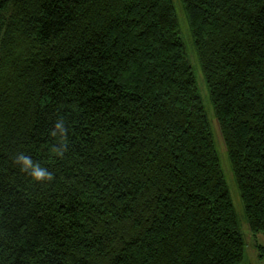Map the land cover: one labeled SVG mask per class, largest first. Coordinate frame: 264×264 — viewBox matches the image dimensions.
Segmentation results:
<instances>
[{
	"label": "trees",
	"instance_id": "obj_1",
	"mask_svg": "<svg viewBox=\"0 0 264 264\" xmlns=\"http://www.w3.org/2000/svg\"><path fill=\"white\" fill-rule=\"evenodd\" d=\"M181 4L249 231L264 234V0ZM20 154L53 178L33 180ZM245 251L174 1L0 0V264Z\"/></svg>",
	"mask_w": 264,
	"mask_h": 264
},
{
	"label": "rangeland",
	"instance_id": "obj_2",
	"mask_svg": "<svg viewBox=\"0 0 264 264\" xmlns=\"http://www.w3.org/2000/svg\"><path fill=\"white\" fill-rule=\"evenodd\" d=\"M173 1L180 24L181 35L187 46L189 55L192 60V64L194 66L195 76L204 98L205 110L214 136L216 148L220 156L221 164L225 173L227 184L230 190V195L236 210V214L239 221V227L246 241L245 258L243 262L240 264H264V259L260 257V254H263L264 256V234L263 233L252 234L249 231L248 224L244 215V210L241 203L239 191L227 157V152L223 141V137L221 136L218 123L213 112L212 105L208 99L207 90L205 88L203 79L201 77L200 69L198 66V58L195 52V48L193 46V41L191 39L185 12L183 10L181 0H173ZM260 247L262 249H260Z\"/></svg>",
	"mask_w": 264,
	"mask_h": 264
},
{
	"label": "clouds",
	"instance_id": "obj_3",
	"mask_svg": "<svg viewBox=\"0 0 264 264\" xmlns=\"http://www.w3.org/2000/svg\"><path fill=\"white\" fill-rule=\"evenodd\" d=\"M57 127L59 128L61 125H57ZM16 163L21 165V171L28 172L35 181L51 180L53 178L51 173L47 172L39 164H34L29 157L23 154L17 157Z\"/></svg>",
	"mask_w": 264,
	"mask_h": 264
}]
</instances>
